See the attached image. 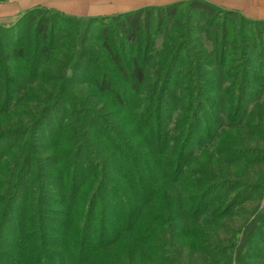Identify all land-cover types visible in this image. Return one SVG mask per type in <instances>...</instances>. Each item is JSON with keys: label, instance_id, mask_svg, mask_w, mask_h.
Masks as SVG:
<instances>
[{"label": "trees", "instance_id": "trees-1", "mask_svg": "<svg viewBox=\"0 0 264 264\" xmlns=\"http://www.w3.org/2000/svg\"><path fill=\"white\" fill-rule=\"evenodd\" d=\"M184 6L189 14L181 16L180 8ZM221 9L203 0H187L147 6L114 16H76L112 21V25L103 27V50L132 94L148 99V103H144V114L153 113L149 119L137 113H133L132 121L124 118V123H129L133 129L122 131L119 136L99 134L97 130L96 135L114 150L113 156H108L99 147L98 154L105 159L111 158L109 164L121 163L119 168L114 165L115 176H110L115 183L107 179L102 181L97 185L98 194L95 193L83 211L80 209L77 198L83 202L94 181L100 179L95 171L100 166L96 167L95 160L90 157L92 163L88 169L85 166L81 174L69 176L72 185H68V180H62L64 186L56 191L64 197L61 203L68 210L65 220L57 221L43 213L39 216L30 214L19 223L13 244L15 251L12 252L3 249L9 204L0 196V264H232L234 249L239 246L242 250L238 249V253L244 256L247 245L263 229L264 212L250 214L253 219L244 224L241 239L229 229L231 236L226 240V249L231 248V252L218 255L216 250L222 249L219 244L225 229L223 221L240 216L247 208L245 204L240 206L238 200L217 208L222 197L215 193L222 188L231 189L232 185L245 189L248 183L259 186L261 183L252 182L264 181V74L258 75L264 70V21ZM198 12L213 21L222 14L238 17L239 30L245 31L247 25L249 29L256 26L257 32L251 31L244 40L238 36L229 37L228 18L219 19L221 24L217 28L209 27L204 31V35L215 31L221 33L220 39L212 42V50L205 44L202 33L200 40L187 41L201 50L202 56L180 60L176 51L180 43L173 44L181 37L180 28L184 27L181 21L190 23V14ZM51 13L70 17L47 7L30 8L18 16L16 25H33L31 37L27 36V42L32 43L34 50L31 59L22 45L25 41L22 36L19 40L14 27L0 28V32L15 33L10 37V49H7L10 45L0 42V49H4L0 52V60L5 64L18 62L24 65L14 67V76L10 67L0 66V72L2 69L7 72L6 76L0 75V81L22 88L26 86L25 81L27 84H46L50 94L43 93L44 98H52V91L57 89L55 84L52 85L54 80L71 81L70 77L52 78L47 74L45 66L52 59L55 32ZM174 23L177 26L173 29ZM156 34L167 36L160 50L152 46ZM169 35L173 42L167 44ZM118 40L119 45L111 43ZM127 47H135L141 53L128 57L125 55ZM95 58L97 64L94 66L100 69L95 80L100 94L110 96L120 106L130 105L127 96L132 94L117 88L111 78L110 74L115 71L98 65L100 61ZM174 74H177L176 78ZM209 80L214 83L213 96L204 98V88ZM167 93L171 98L165 102ZM248 97H252L249 102ZM251 102L255 106L249 105ZM45 103L40 102L32 108L42 112L44 107L46 112L36 119L42 114L38 113L29 124L33 131L52 112V106ZM6 107V101L0 105V140L32 130L25 119H20L17 106L8 118L3 117L13 110L6 112ZM203 110L212 118L214 135H208V132L203 138V142L208 143L201 147L198 143L193 148L198 117ZM126 112H132L131 106ZM232 112L234 119L229 121ZM21 113L27 114L24 109ZM15 118L25 127L12 125ZM76 150L72 148L73 157L81 160ZM50 164L52 166V157ZM44 175L48 173L44 172ZM248 194H241L238 199ZM117 198L121 202L114 200ZM97 200L102 203L100 207H97ZM31 207L29 205L32 210ZM236 208L240 210L236 212ZM38 209L49 212L45 205ZM206 256L213 258V262L208 263ZM254 260V264H264V253Z\"/></svg>", "mask_w": 264, "mask_h": 264}, {"label": "rangeland", "instance_id": "rangeland-1", "mask_svg": "<svg viewBox=\"0 0 264 264\" xmlns=\"http://www.w3.org/2000/svg\"><path fill=\"white\" fill-rule=\"evenodd\" d=\"M50 7H52V5H50ZM180 12H182L179 14L181 16L187 13L189 14L187 6L181 7ZM69 16L70 17L66 16L68 18H63L58 15H51L52 19L55 20L52 59L49 65L45 64V67L47 69V74L52 76V78L65 76L66 78L70 77L71 81L54 80L52 85L55 84L57 89L52 91V98L50 96L44 98L43 96L45 92L50 94V89L46 84L37 82L27 84L25 81L27 87L24 86L25 88H22L0 81V105L6 101V112L12 110L14 106H17V114H19L20 119H25L27 126H30V129H32H29L30 131L27 132V134H18L0 140V196L6 198V202L9 204L7 208L8 221L6 222L4 230L5 246H3V249H6L8 252L15 251L13 244L16 238L15 235H17L19 231V223L23 219L28 218L30 214L33 213L39 216L43 213L44 216L50 215L57 221L65 220L68 210L64 203H61L64 201V197L56 193V191H58L59 187L64 186L65 183L63 181L65 180H68V185H72L69 176L81 174L85 166L88 169L92 163L90 157H92V160H95L96 167L100 166L98 171L95 170L100 179L94 181V185L92 184L93 186L89 189V193L83 202H81L80 197L77 198L80 209L83 211L90 199L94 197L95 193L98 194L99 190L97 185L102 181L107 179L115 183L110 176L113 174L115 176L116 169L114 165L116 167L121 163L117 162L114 165L109 164L111 158L105 159L104 156L98 154L99 147L101 152L105 151L108 156H113L114 150H111L110 147L104 144V141L96 135V133H98L97 130L99 134L111 133V135L119 136L122 131L133 129L132 127L130 128L129 123H124V118L132 121L133 116H135L133 113H137L140 117L145 119V117L153 113L149 114L150 112H148L144 114V103H148V99L145 96L132 94L133 92H131L119 79V74L113 69L107 58L106 52L103 50V27L112 25V21L105 19L102 21L79 19L76 16ZM190 17L191 21L188 24H185V20L181 21V23H184V27L180 28L181 37L173 44L180 43L176 50L180 55V60L183 58L202 56L203 53L200 52L201 50L194 48L192 44H187V41L190 39L193 41L200 40V35L202 33L205 44L212 50V42L220 39L221 33L215 31L204 35V31L209 27L211 29L217 28L221 24L219 19L228 18L227 29L229 31V37L238 36L244 40L246 35L249 33L251 35V31L257 32L256 26L249 29V27L245 25L246 33L245 31L239 30L240 20L238 17H225V15L222 14L217 20L213 21L203 14H200V12L194 13L193 15L190 14ZM18 20L19 17H16L11 21L0 22V28L11 29L14 27L13 30L19 33V40L22 36V39L25 41L22 45H25L27 55H29L31 59V57L34 56V50L32 43L27 42V36L31 37L33 25L31 23L27 24L26 27L25 25H16ZM172 26L174 29L177 24L174 23ZM262 29H264V27H262ZM14 34L15 33L0 32V42L3 41L5 46L10 45L7 46V49L11 47L12 41L10 37ZM109 35L112 37V34ZM166 37L167 36H159L156 34L152 46L155 45L156 49L160 50L166 43ZM171 42H173V37L169 35L167 44ZM111 43L113 45H119L120 40L116 42L111 41ZM1 51H4V49H0V52ZM139 53H141V50L135 47H127L125 55L129 57L136 56L137 54L139 55ZM95 57L100 61L98 65H101L105 69L109 68L115 71L110 75L111 78L114 79L117 88L119 87L122 91H128L129 94H132L127 96L130 105L126 107L120 106L110 96L100 94L95 82L99 76L100 70L94 66L97 64ZM0 62L1 67H10L12 76L15 75L13 70L14 67L24 66L23 63L18 62H8L6 64L1 60ZM260 74L263 75L264 70L258 75ZM0 75L6 76L7 72L2 69ZM176 77L177 74H174V78ZM212 81L213 80H209L204 88V98L213 96L212 89L214 88V83H212ZM27 96H29L27 99L28 102L25 101ZM165 97L166 102L171 98L170 93H167ZM7 98H11V100L8 101ZM251 99L252 97H248L247 101L249 102ZM45 101L49 107L52 106V112H50V114L48 113L49 115L46 117L44 123L40 127L36 126V130L33 131L32 126L29 124L33 122L38 113L42 114L36 119L46 113L44 107H42V112H36L35 108L38 106V103H45ZM253 104L255 106L254 102H251L249 105L252 106ZM33 106L35 107L34 110H32ZM130 106L132 112L128 113L126 109H130ZM22 109L26 110L27 114H22ZM14 111L16 110L13 109L11 112L4 114L3 117L8 118ZM195 112H198V110H195ZM211 114L213 116V113ZM149 118L150 117H148V119ZM198 119L199 123L196 128L194 141L191 144L193 148L196 147L198 143L199 147L208 143L203 142V138L207 136L208 132V135H214V124L210 114L206 110L202 111L201 117H198ZM232 119H234L233 112L229 121ZM162 122L164 123L165 121ZM14 123H16L17 127H25L22 122L21 124L17 122V118L11 121L12 125ZM206 124L208 126H206ZM73 147L77 148L76 151L79 152L77 157L81 155V160L73 157ZM134 156H137L136 153H134ZM51 157L52 166L50 164ZM43 161L44 164H41ZM44 172L45 174L48 173V175L45 176ZM87 172L86 170L85 174ZM63 175H65L64 179H62ZM263 182V180L261 182H252L261 183L259 186L248 183L244 186L247 187L245 189L238 188V185H232L231 189L222 188L215 193L220 198L222 197L221 201L218 200L220 204L217 208L223 207L227 202H229V204L237 203V200L240 206L245 204L244 207L247 208L244 213L240 212V216H236L234 219L226 218L223 221L225 223V229L222 234L223 241L219 244L222 249L216 250L218 255L219 253L224 254L225 251L231 252V248L226 249V240L231 236L230 230L233 229L234 233L239 234V238L241 239L244 224L253 219V216L250 217V214L253 215V211L254 213L258 211L264 212ZM101 187L99 189H101ZM113 187L115 188V186ZM104 191L105 189L102 194ZM253 191H256L255 194H253ZM244 193L250 194L245 197L241 196L238 199V197ZM114 200L117 202L120 201L118 198ZM97 201V207H100L102 203L100 200ZM69 202L74 203L76 201L69 200ZM253 202H255V204H252ZM29 205H32L31 208L32 210L34 209L33 211L29 208ZM43 205L48 207L49 212H47L48 209L46 211L47 213L38 209L39 206ZM257 206L258 210L256 211ZM239 208H236L235 211L238 212L240 210ZM261 228H263L261 233L257 234L256 239H253L245 248L244 256L238 253V249L242 250L241 246L234 249L235 252L233 253L232 264L256 263L254 257H258L260 254L264 253V224ZM52 236H54V234H52ZM221 257L220 255V258ZM205 258L208 263L213 262V258H209L208 256ZM197 263H199V261H197Z\"/></svg>", "mask_w": 264, "mask_h": 264}, {"label": "crops", "instance_id": "crops-1", "mask_svg": "<svg viewBox=\"0 0 264 264\" xmlns=\"http://www.w3.org/2000/svg\"><path fill=\"white\" fill-rule=\"evenodd\" d=\"M181 1L187 0H0V22L11 21L22 12L35 7H47L72 16L101 17ZM203 1L251 20L264 21V0Z\"/></svg>", "mask_w": 264, "mask_h": 264}]
</instances>
